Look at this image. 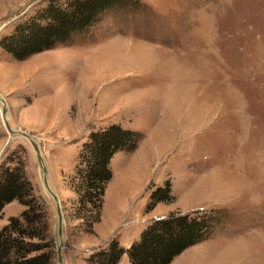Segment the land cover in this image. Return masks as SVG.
<instances>
[{
    "label": "rangeland",
    "instance_id": "374dc122",
    "mask_svg": "<svg viewBox=\"0 0 264 264\" xmlns=\"http://www.w3.org/2000/svg\"><path fill=\"white\" fill-rule=\"evenodd\" d=\"M48 1L0 0V39ZM141 3L22 62L0 47L9 122L38 143L62 203L64 264H88L115 237L128 249L173 212H215L220 221L171 264H264V0ZM1 108L0 167L25 170L58 264L54 202L33 147L7 131ZM113 124L141 139L112 160L102 221L88 233L70 178L89 134ZM167 181L174 202L147 211ZM25 210L7 204L0 228Z\"/></svg>",
    "mask_w": 264,
    "mask_h": 264
},
{
    "label": "trees",
    "instance_id": "16d2710c",
    "mask_svg": "<svg viewBox=\"0 0 264 264\" xmlns=\"http://www.w3.org/2000/svg\"><path fill=\"white\" fill-rule=\"evenodd\" d=\"M141 0H49L35 15L18 24L0 39V47L17 61H25L42 52L68 43L75 35L99 24L110 11L134 12ZM141 135L113 124L92 131L79 154L75 175L76 218L88 222L87 232L102 221L104 197L113 178L112 160L120 153L138 148ZM171 183L152 190L147 211L159 203H172ZM18 201L26 210L0 228V264H54L49 240L34 188L21 167H0V218L7 204ZM223 213V212H222ZM219 213H170L155 219L128 249L117 237L107 247H99L86 259L88 264H119L124 255L130 264H171L187 249L208 239L215 231ZM224 219V214H222Z\"/></svg>",
    "mask_w": 264,
    "mask_h": 264
},
{
    "label": "water",
    "instance_id": "95a60500",
    "mask_svg": "<svg viewBox=\"0 0 264 264\" xmlns=\"http://www.w3.org/2000/svg\"><path fill=\"white\" fill-rule=\"evenodd\" d=\"M0 104L2 105L1 108V115L4 120L5 127L7 131L12 136H21L29 141L31 146L33 147L36 157L38 160V164L41 170L42 181L44 184V188L49 195V197L53 200L55 205V212H56V238L58 241L57 246V255H58V264H64V256H63V229H64V213L62 209V203L60 197L56 194V192L50 187L48 181V168L44 161L41 149L38 143L30 136L28 133L20 130H15L12 128L9 119H8V108L5 99L0 95Z\"/></svg>",
    "mask_w": 264,
    "mask_h": 264
}]
</instances>
